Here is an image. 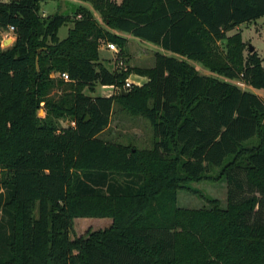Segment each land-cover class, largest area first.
<instances>
[{"label":"trees","instance_id":"1","mask_svg":"<svg viewBox=\"0 0 264 264\" xmlns=\"http://www.w3.org/2000/svg\"><path fill=\"white\" fill-rule=\"evenodd\" d=\"M85 1L107 27L85 6L44 17L41 0L0 2V29L15 35L8 48L0 42V264H264V97L187 60L264 89L260 54L241 31L228 34L263 17L264 0ZM110 29L186 59L157 52L153 67L112 71L100 49L123 52L127 38ZM132 73L147 81L127 94L84 92L123 87ZM116 102L150 120L152 148L99 137ZM64 116L74 125L59 127ZM215 167L227 206L178 207L184 183ZM76 217L113 224L71 241Z\"/></svg>","mask_w":264,"mask_h":264},{"label":"rangeland","instance_id":"2","mask_svg":"<svg viewBox=\"0 0 264 264\" xmlns=\"http://www.w3.org/2000/svg\"><path fill=\"white\" fill-rule=\"evenodd\" d=\"M11 0H0V2H10ZM121 3L122 0H114ZM80 6H85L92 11L95 18L104 27H107L105 21L98 10H96L92 3L85 0H41L40 13L45 17L47 15L59 12L64 15L75 16L76 9ZM73 26L72 22L63 24L58 31L60 39L68 35L69 29ZM112 30V29H110ZM117 32V30H112ZM241 31L243 40L248 45H253L257 52L263 59L264 66V16L258 19L255 24L253 22L238 26L228 32L229 35ZM119 32V31H118ZM127 37L126 46L121 52L119 46L116 44L117 50H112L106 44L102 46V60L105 65L112 71H124L130 67H153L155 65V54L161 52L167 55H174L180 59H186L180 55H176L171 51L164 49L161 45L151 41L142 40L133 36L130 33L124 32ZM15 35L12 31L0 29V42L2 48H8L13 45ZM246 49V53H247ZM190 64L196 67L198 72L202 75L216 77L218 79L227 80L230 83L236 84L242 89L250 90L264 97V89L252 87L240 79H228L218 73L212 72L205 67L201 62L187 59ZM138 74L132 73L126 79L127 81L136 80ZM52 78L61 79L59 72H51ZM63 79V78H62ZM64 81H69L65 80ZM125 82V83H126ZM135 82V81H134ZM84 92L91 96L96 95H111L113 91L112 85H97L95 91L85 88ZM118 94V90H115ZM62 91L54 90L51 95L60 96ZM39 116H46L45 103L39 110ZM59 127L74 125L69 116L54 118ZM104 141L129 145L134 148L148 149L154 145V132L150 120L141 114H136L127 109L121 103L116 102L113 107L110 124L99 136ZM229 185L225 177H221V167L211 168L208 177L199 181H189L184 183V186L177 192V206L187 209H210L214 207V201H218L219 206L225 208L228 204ZM113 224L112 217H76L72 220V226L69 229V239L71 241L77 239H88L94 232H101L109 229ZM77 252V250H74Z\"/></svg>","mask_w":264,"mask_h":264},{"label":"built area","instance_id":"3","mask_svg":"<svg viewBox=\"0 0 264 264\" xmlns=\"http://www.w3.org/2000/svg\"><path fill=\"white\" fill-rule=\"evenodd\" d=\"M13 30H14V27L12 26V27L10 28V31H13ZM107 45L110 47V49H112V50H117V48H116V44H115V43L110 42V43H108ZM60 76H61L63 79H65V80H69V75H68V73H66V72L61 73ZM133 84H135V83H133V82H131V81H127L123 87H117L116 90H118V92L125 91L126 88L131 87ZM138 85H140V84H138Z\"/></svg>","mask_w":264,"mask_h":264},{"label":"crops","instance_id":"4","mask_svg":"<svg viewBox=\"0 0 264 264\" xmlns=\"http://www.w3.org/2000/svg\"><path fill=\"white\" fill-rule=\"evenodd\" d=\"M253 23H257L258 22V19L257 20H254V21H252ZM246 23H244V24H242V25H245ZM242 25H240V26H242ZM117 33L118 34H121L122 36H124L123 34H124V32H121V31H117ZM124 37H126V36H124ZM127 38V37H126ZM102 50H103V48L101 47V49H100V54L102 55ZM101 58H102V56H101ZM137 76H140V77H138V78H136V80L134 79V80H132V82L133 83H135V84H140V85H142L143 83H145L146 81H147V77H145V76H141V75H137ZM135 81V82H134ZM115 87L113 86V91L115 92ZM114 92L112 93V94H114ZM111 94V95H112ZM104 96H110V95H104Z\"/></svg>","mask_w":264,"mask_h":264},{"label":"water","instance_id":"5","mask_svg":"<svg viewBox=\"0 0 264 264\" xmlns=\"http://www.w3.org/2000/svg\"><path fill=\"white\" fill-rule=\"evenodd\" d=\"M249 50L250 51H254L255 50V47L253 45H249ZM123 94H127L128 92L127 91H122ZM89 118V116H87V119Z\"/></svg>","mask_w":264,"mask_h":264}]
</instances>
